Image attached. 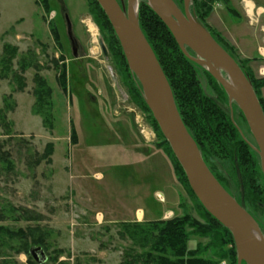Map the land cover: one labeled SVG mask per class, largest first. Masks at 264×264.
<instances>
[{
	"label": "rangeland",
	"instance_id": "rangeland-1",
	"mask_svg": "<svg viewBox=\"0 0 264 264\" xmlns=\"http://www.w3.org/2000/svg\"><path fill=\"white\" fill-rule=\"evenodd\" d=\"M47 2L48 10L41 0H0V229L13 232L0 234V264H37L16 253L22 243L40 247L43 264H122L128 249L139 252L120 236L123 224L189 215L204 225L199 201L175 177L149 115L125 87L88 1ZM229 7L236 15L216 2L204 23L263 80L264 14L250 15L234 0ZM35 76L45 82L40 100ZM259 98L264 107V87ZM223 107L253 144L237 107L228 101ZM136 119L154 135L151 142ZM250 208L264 225L261 203ZM137 210L142 219L128 222L127 214ZM206 241L191 236L186 247L192 251Z\"/></svg>",
	"mask_w": 264,
	"mask_h": 264
},
{
	"label": "trees",
	"instance_id": "trees-1",
	"mask_svg": "<svg viewBox=\"0 0 264 264\" xmlns=\"http://www.w3.org/2000/svg\"><path fill=\"white\" fill-rule=\"evenodd\" d=\"M41 1L48 10L47 0ZM87 1L99 27L102 41L117 67L120 68L124 85L132 100L149 115L150 124L156 132L157 138L162 142V146L158 147L164 146V152L171 162L175 177L197 200L188 185L181 166L144 103L139 85L128 69L109 21L95 0ZM173 1L183 10V0ZM117 2L119 3L120 0ZM216 2L223 3L230 14L236 15L229 7V0H191L189 10L197 21L209 31L213 39L235 59L234 55L204 23L205 18L212 12V5ZM138 25L169 83L180 118L195 141L203 161L220 185L254 219L264 236V225L250 208V203L252 206L257 202L261 203L263 210L261 213L264 215V179L258 156L251 149L249 143L240 136L230 119V111L227 108L224 109L223 106H226L227 103L226 94L204 69L183 55L169 30L150 9L146 0H139ZM7 50L11 56L14 54V49L7 48ZM187 52L192 54L189 50ZM237 64L250 81L264 113V107L259 98V91L264 87V79L254 78L240 61ZM27 66L28 64H21L22 69ZM38 77L35 76L38 84L35 93L40 100L43 98L38 92L43 89L45 82ZM204 86L211 91L210 94L204 89ZM239 114L244 120L240 111ZM199 206L203 214L204 225L192 220L189 215L173 216L168 220H159L143 225L123 224L120 236H127L133 246L139 249V252L132 248L128 249L122 264H216L215 260L224 259L229 260L230 264H236V250L231 233L207 213L200 203ZM0 231H2L0 234L6 233L9 236H12L13 233L4 229H0ZM17 236L25 237L23 232L17 233ZM191 236L207 241L205 244H197L196 248L191 251L186 247ZM33 244L36 246L41 243L34 242ZM30 246L32 244L22 243L16 249V253L24 252L29 255ZM29 258L32 259L30 255ZM242 264L245 263L242 262Z\"/></svg>",
	"mask_w": 264,
	"mask_h": 264
},
{
	"label": "water",
	"instance_id": "water-1",
	"mask_svg": "<svg viewBox=\"0 0 264 264\" xmlns=\"http://www.w3.org/2000/svg\"><path fill=\"white\" fill-rule=\"evenodd\" d=\"M95 1L109 21L144 103L181 166L191 191L205 211L231 233L236 264H264V236L257 223L210 172L180 118L169 83L138 25L139 0H134L135 13L131 0ZM146 3L169 30L183 55L219 84L229 107L234 104L241 112L264 179V113L250 81L235 59L191 14V0H183V10L173 0H146ZM64 18L72 54L77 57L78 44L68 16ZM100 47L106 56L101 41ZM29 255L37 264L46 261L40 247L31 248Z\"/></svg>",
	"mask_w": 264,
	"mask_h": 264
},
{
	"label": "crops",
	"instance_id": "crops-1",
	"mask_svg": "<svg viewBox=\"0 0 264 264\" xmlns=\"http://www.w3.org/2000/svg\"><path fill=\"white\" fill-rule=\"evenodd\" d=\"M232 1L233 0H229V3H232ZM234 1H238V3L241 4V0ZM245 5L247 7L248 14L250 15L252 12L255 13L256 16L264 14V0H245ZM259 38L262 39L261 36ZM262 69L264 70V68ZM127 215L130 216L129 219L131 218L128 222H132V219L135 222H139L143 217V212L141 210H137V212L135 211L134 214L130 212Z\"/></svg>",
	"mask_w": 264,
	"mask_h": 264
},
{
	"label": "built area",
	"instance_id": "built-area-1",
	"mask_svg": "<svg viewBox=\"0 0 264 264\" xmlns=\"http://www.w3.org/2000/svg\"><path fill=\"white\" fill-rule=\"evenodd\" d=\"M136 122L138 123L137 119ZM138 125L140 126L142 136L146 139V141L151 142V140L154 138L152 132L148 131V129H145V127L142 126L143 124L140 125V123H138Z\"/></svg>",
	"mask_w": 264,
	"mask_h": 264
},
{
	"label": "bare ground",
	"instance_id": "bare-ground-1",
	"mask_svg": "<svg viewBox=\"0 0 264 264\" xmlns=\"http://www.w3.org/2000/svg\"><path fill=\"white\" fill-rule=\"evenodd\" d=\"M131 6L133 8V11L135 13V9H136V2L134 0H131ZM90 25V24H89ZM92 27V25H90V28Z\"/></svg>",
	"mask_w": 264,
	"mask_h": 264
},
{
	"label": "flooded vegetation",
	"instance_id": "flooded-vegetation-1",
	"mask_svg": "<svg viewBox=\"0 0 264 264\" xmlns=\"http://www.w3.org/2000/svg\"><path fill=\"white\" fill-rule=\"evenodd\" d=\"M233 108V107H232Z\"/></svg>",
	"mask_w": 264,
	"mask_h": 264
}]
</instances>
